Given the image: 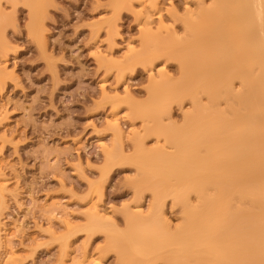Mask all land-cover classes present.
<instances>
[{
	"label": "rangeland",
	"instance_id": "rangeland-1",
	"mask_svg": "<svg viewBox=\"0 0 264 264\" xmlns=\"http://www.w3.org/2000/svg\"><path fill=\"white\" fill-rule=\"evenodd\" d=\"M12 1L0 4V264H123L108 232H124L129 213L147 212L151 191L140 198L133 182L141 169L148 176L155 169L137 155L134 139L143 138L145 151L164 145L163 137L145 134L127 95L146 112L152 77L179 78L177 60L160 58L152 68L125 60L149 35L183 36L181 19L198 0H43L35 18L31 5ZM36 25L43 41L33 34ZM171 107L163 124L181 126L189 102ZM116 149L123 156L114 157ZM253 182L249 222L257 240L249 254L260 258L264 197ZM165 201L176 227L180 207ZM95 212L104 225L92 232Z\"/></svg>",
	"mask_w": 264,
	"mask_h": 264
},
{
	"label": "bare ground",
	"instance_id": "bare-ground-1",
	"mask_svg": "<svg viewBox=\"0 0 264 264\" xmlns=\"http://www.w3.org/2000/svg\"><path fill=\"white\" fill-rule=\"evenodd\" d=\"M23 1L31 5L35 18L43 0ZM197 4V10L188 9L181 19L183 36L149 35L125 60L133 68H152L160 58L177 60L179 78L173 80L166 72L159 73L158 81L152 77L146 112L127 95L131 111L145 124V134L163 137L164 145L145 151L143 138L134 139L137 155L156 170L148 176L147 167L141 169L143 176L133 182L140 198L144 190L151 191L147 212L129 213L122 233L108 230L109 244L123 264H264V256L249 254L257 239L250 230L248 201L254 180L264 197V0ZM39 28L36 25L33 34L43 41ZM236 80L241 89L235 88ZM255 92L259 100L252 103ZM186 102L191 108L181 126L163 124L172 103ZM115 131L121 143L122 132L118 127ZM122 154L116 149L114 157ZM106 156L114 159L110 152ZM169 197L181 210L176 227L164 212ZM257 204L255 210L261 207ZM104 218L95 212L88 230H100Z\"/></svg>",
	"mask_w": 264,
	"mask_h": 264
},
{
	"label": "snow or ice",
	"instance_id": "snow-or-ice-1",
	"mask_svg": "<svg viewBox=\"0 0 264 264\" xmlns=\"http://www.w3.org/2000/svg\"><path fill=\"white\" fill-rule=\"evenodd\" d=\"M0 4H3V0H0Z\"/></svg>",
	"mask_w": 264,
	"mask_h": 264
}]
</instances>
